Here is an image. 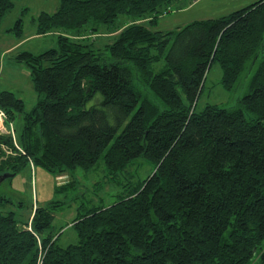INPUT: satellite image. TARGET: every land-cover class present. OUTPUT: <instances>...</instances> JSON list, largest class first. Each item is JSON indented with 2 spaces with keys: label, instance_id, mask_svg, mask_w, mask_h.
<instances>
[{
  "label": "trees",
  "instance_id": "1",
  "mask_svg": "<svg viewBox=\"0 0 264 264\" xmlns=\"http://www.w3.org/2000/svg\"><path fill=\"white\" fill-rule=\"evenodd\" d=\"M179 1L60 0L33 18L35 33L57 32L56 42L14 56L38 99L26 109L0 91L22 149L0 135L15 151L0 149V174L29 162L72 177L102 156L107 173L126 180L111 204L76 207L67 227L77 239L66 244L63 226L53 227L59 201L22 221L0 195V264H264V0L156 29ZM14 2L0 0V22ZM119 17L131 22L104 50L81 37L117 31ZM14 28L19 34L20 19ZM214 62L228 90L254 67L247 92L232 106L197 109ZM138 159L152 170L134 183ZM71 179L57 187L73 188Z\"/></svg>",
  "mask_w": 264,
  "mask_h": 264
},
{
  "label": "rangeland",
  "instance_id": "2",
  "mask_svg": "<svg viewBox=\"0 0 264 264\" xmlns=\"http://www.w3.org/2000/svg\"><path fill=\"white\" fill-rule=\"evenodd\" d=\"M60 0H15L14 6L4 15L0 22V91L8 90L23 101L26 109L31 108L38 95L33 89L27 67L23 62H17L14 56L22 50L39 53L49 47L55 46L56 33L49 32L44 35L35 33L33 18L40 12H53ZM256 0H180L168 12L157 18L156 29L175 30L196 19L215 18L226 15L236 9L251 4ZM21 20V31L17 34L14 28L16 21ZM148 19V18H146ZM118 30L113 32L108 28H100L95 33H84L81 37L92 39V44L99 51L104 50V45L111 43L112 38L119 29L124 28L131 18H118ZM142 21V20H136ZM72 38L73 33H68ZM254 67L244 71L234 87L226 89L221 83V69L218 63H212L204 82L197 109L205 103H216L219 106H232L237 99L247 92L248 84ZM15 128L18 121L14 122ZM13 123L8 128L4 123V111L0 108V135L11 136L12 144L18 151L22 150L18 143L17 131ZM3 155L14 156L15 151L6 145H0ZM1 156L5 158V156ZM137 162H139L137 164ZM152 170L149 161L140 160L133 162L129 172L132 182L144 178ZM3 174V173H2ZM127 175V174H125ZM76 180L75 186L60 189L57 186L65 182ZM68 173L54 174L38 166L26 162L13 176L0 181V195L8 197L13 204L9 208L14 210L19 220L26 221L37 206L59 204L54 214L53 227L63 226L60 244L75 242L76 235L73 229L67 227L69 222L77 215L76 207L83 205L80 212L92 205L111 204L123 192V183L126 178L124 173L112 175L107 173L102 156L99 157L90 169L76 168ZM54 203V204H55ZM82 203V204H81Z\"/></svg>",
  "mask_w": 264,
  "mask_h": 264
},
{
  "label": "water",
  "instance_id": "3",
  "mask_svg": "<svg viewBox=\"0 0 264 264\" xmlns=\"http://www.w3.org/2000/svg\"><path fill=\"white\" fill-rule=\"evenodd\" d=\"M13 175H14L13 173H9V172H5L3 174H0V181L3 180L6 177H10V176H13Z\"/></svg>",
  "mask_w": 264,
  "mask_h": 264
}]
</instances>
